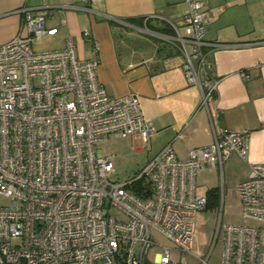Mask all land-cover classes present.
I'll use <instances>...</instances> for the list:
<instances>
[{
	"label": "built area",
	"instance_id": "built-area-1",
	"mask_svg": "<svg viewBox=\"0 0 264 264\" xmlns=\"http://www.w3.org/2000/svg\"><path fill=\"white\" fill-rule=\"evenodd\" d=\"M186 2L182 25L162 38L183 56L187 82L202 88L213 139L185 158L167 143L125 182L108 178L113 161L98 143L129 135L148 145L156 129L138 96L109 95L97 78L98 60L79 58L71 37L62 49L34 50L36 40L57 28L45 26V7L17 10L24 21L0 44V195L11 200L0 205V264H144L160 245L156 233L172 246L160 245L151 264H186L196 215L207 207L206 194L196 190L197 172L222 171L231 152L244 158L248 149V130L217 125L218 80L203 52L235 44L206 41L208 10L200 0ZM82 35L96 55L99 43L87 29ZM234 196L243 222H219V264H264V227L247 223L264 222V163L251 164ZM209 257L199 264H210Z\"/></svg>",
	"mask_w": 264,
	"mask_h": 264
},
{
	"label": "crops",
	"instance_id": "crops-1",
	"mask_svg": "<svg viewBox=\"0 0 264 264\" xmlns=\"http://www.w3.org/2000/svg\"><path fill=\"white\" fill-rule=\"evenodd\" d=\"M200 1L209 12L205 40L235 44L203 48L211 64L210 76L218 80L212 102L218 110L216 122L226 129L248 130V149L244 158L231 152L222 171L211 166L200 169L196 190L198 184H202L198 193L219 189L218 184L226 180L225 168H229L234 196L236 185L248 177L251 164L264 163V0ZM25 6L45 7L49 12L45 26L57 28L54 34L44 35L51 45L40 50L62 49L71 37L79 58L98 60L97 78L109 95L138 96L143 115L156 129L148 145L131 137L141 142L140 147L132 142L133 149L148 151L145 163L167 143L179 158H185L192 147L211 143L213 127L209 109L200 103L202 88L187 82L183 56L161 40L163 34H169L166 28L182 25L186 0H0V44L17 33L24 21V14L17 10ZM130 19L142 20V26L130 23ZM146 26L158 41L144 35L142 27ZM84 29L99 43L96 55L82 35ZM199 78L203 81L204 74L199 73ZM217 236L222 247L218 232ZM192 252L186 255V264H199L201 256ZM144 264H151V260Z\"/></svg>",
	"mask_w": 264,
	"mask_h": 264
},
{
	"label": "rangeland",
	"instance_id": "rangeland-1",
	"mask_svg": "<svg viewBox=\"0 0 264 264\" xmlns=\"http://www.w3.org/2000/svg\"><path fill=\"white\" fill-rule=\"evenodd\" d=\"M142 28L146 37L152 36V41H158L155 39V34L150 28H147V26ZM161 40L163 43L165 42V44H168L166 40ZM50 45L51 42L49 38L43 36L34 42L33 48L34 50H40L48 48ZM132 142L135 147L141 146L140 140L136 139L132 141L129 135H109L106 140L98 143V147L102 152L105 155L111 156L114 162L115 172L108 176L109 179L117 182H125L137 174L145 164L148 158V151L146 149H133L131 147ZM111 154H114V157ZM229 175V168H225L226 180L224 184L221 182L218 184L219 194L217 204L208 206L199 217L195 218L193 250L201 257H205L210 252V264H217L220 258V238L217 236L219 222L230 224H239L243 222L240 200L238 197L232 195L235 184L234 181L228 180ZM199 185L202 187V184H198L197 191H199ZM10 201V198L0 195V205H7ZM247 223L264 227V222L253 219H248ZM154 236L160 245L172 246V243L164 236L157 233ZM160 245H155L151 248L148 254L149 260H152L154 253L161 249Z\"/></svg>",
	"mask_w": 264,
	"mask_h": 264
},
{
	"label": "trees",
	"instance_id": "trees-1",
	"mask_svg": "<svg viewBox=\"0 0 264 264\" xmlns=\"http://www.w3.org/2000/svg\"><path fill=\"white\" fill-rule=\"evenodd\" d=\"M129 22L133 23V24H137L139 26H142V20H140V19H130ZM165 31L169 34H173V30L171 28H166ZM137 186H138L137 184L133 186L135 191L138 189ZM218 194H219V189L217 187H212V188L207 190V192H206L207 207L210 205L213 206V205L217 204Z\"/></svg>",
	"mask_w": 264,
	"mask_h": 264
}]
</instances>
